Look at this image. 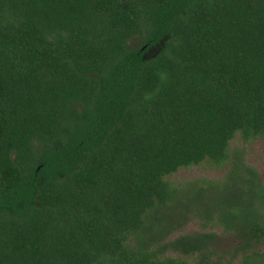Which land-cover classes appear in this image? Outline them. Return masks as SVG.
<instances>
[{
    "label": "trees",
    "instance_id": "16d2710c",
    "mask_svg": "<svg viewBox=\"0 0 264 264\" xmlns=\"http://www.w3.org/2000/svg\"><path fill=\"white\" fill-rule=\"evenodd\" d=\"M264 0H0V264H264ZM203 161L222 179L166 177ZM168 252L176 253V255Z\"/></svg>",
    "mask_w": 264,
    "mask_h": 264
},
{
    "label": "rangeland",
    "instance_id": "374dc122",
    "mask_svg": "<svg viewBox=\"0 0 264 264\" xmlns=\"http://www.w3.org/2000/svg\"><path fill=\"white\" fill-rule=\"evenodd\" d=\"M239 148L244 150V158L248 165L254 167L258 173L260 180L264 184V139L256 138L244 142L240 136L236 135L230 141V149ZM227 164L215 165L209 161H203L199 165H193L188 167H180L176 172L168 175L166 178L173 184H185L189 181L207 179V180H219L222 179ZM213 232L215 234V240L213 243L214 254L211 255L215 260L217 256H220L217 261L222 264H237L240 260V256L237 258H231L229 251L238 244L236 237L231 233H225L219 226L209 225L203 228L197 219L191 218L188 220L182 228L171 234L166 240L172 239L179 234H193L197 232ZM254 250L264 251V240L255 244ZM169 254L176 255V253L168 252ZM190 262L195 263V259L192 256H185Z\"/></svg>",
    "mask_w": 264,
    "mask_h": 264
}]
</instances>
